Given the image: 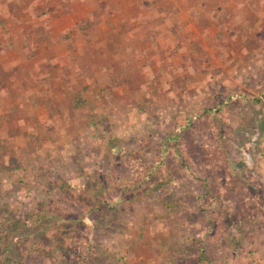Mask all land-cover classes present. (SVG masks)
Wrapping results in <instances>:
<instances>
[{"label": "rangeland", "instance_id": "rangeland-1", "mask_svg": "<svg viewBox=\"0 0 264 264\" xmlns=\"http://www.w3.org/2000/svg\"><path fill=\"white\" fill-rule=\"evenodd\" d=\"M161 1L0 0V264H264V0Z\"/></svg>", "mask_w": 264, "mask_h": 264}, {"label": "crops", "instance_id": "crops-1", "mask_svg": "<svg viewBox=\"0 0 264 264\" xmlns=\"http://www.w3.org/2000/svg\"><path fill=\"white\" fill-rule=\"evenodd\" d=\"M210 1H213V6L210 7L209 3ZM192 5H188V0H162L161 3H159L158 6H154L152 8V27L153 31L159 29V25L155 23V21L158 19L161 24L165 23L167 20H169V28L174 27L177 24H181L188 21L191 24L198 25L199 23H204V27L208 26V28L215 27V23L217 22V18L220 16L224 8L227 6L226 0H193ZM178 6H175V4ZM67 10V9H66ZM68 14L73 17L69 18L72 20L71 26L68 25L65 28L64 20L68 19V15L63 16L62 14L58 13L56 17V28L57 30H60L61 33L66 32L67 29H70L74 27L76 24V21H81L80 19H85L86 17H89L91 15V10H88L85 14L79 16L74 15L70 10H67ZM78 19V20H77ZM175 20V24L174 21ZM184 23L183 25H185ZM172 25V26H171ZM187 27V25H185ZM152 31V32H153ZM19 45L17 46L18 50ZM5 60L3 59V63Z\"/></svg>", "mask_w": 264, "mask_h": 264}]
</instances>
